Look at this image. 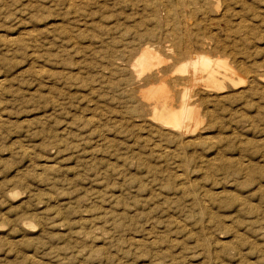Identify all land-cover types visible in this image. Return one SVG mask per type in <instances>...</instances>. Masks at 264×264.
Wrapping results in <instances>:
<instances>
[{"label": "rangeland", "instance_id": "374dc122", "mask_svg": "<svg viewBox=\"0 0 264 264\" xmlns=\"http://www.w3.org/2000/svg\"><path fill=\"white\" fill-rule=\"evenodd\" d=\"M150 1L0 0V264H264V0ZM196 53L236 81L180 138L141 92Z\"/></svg>", "mask_w": 264, "mask_h": 264}, {"label": "bare ground", "instance_id": "6f19581e", "mask_svg": "<svg viewBox=\"0 0 264 264\" xmlns=\"http://www.w3.org/2000/svg\"><path fill=\"white\" fill-rule=\"evenodd\" d=\"M148 1H150V0H148ZM187 12H189V11H187ZM193 24H194V22H193ZM152 33L153 32L148 33L149 37L152 36ZM168 35H170V34H168ZM206 37H204V38H206ZM145 38H147V37H145ZM181 38H182V36H181ZM200 38H201V36H200ZM206 40H207V38H206ZM141 41H142V38H141ZM169 41H170V39H169ZM143 43H144V41H143ZM177 46H181L180 42H177V45L175 46V48ZM154 47H155V45H154ZM165 48H167V47H165ZM180 48H182V47H180ZM184 49H186V47ZM186 51H187V49H186ZM183 55H184V53H183ZM162 56H164V55L162 54ZM227 61L228 60H224L222 58L213 59L206 54L196 53L195 55H189V57L185 61L178 63L176 65V67H174L175 70L172 74L175 73L174 75L178 74L180 76H188V77H190V80L188 82L189 83L188 86L182 90L181 99H180L179 105L177 104V106H176V104H174V102H175L174 101L175 100L174 95H173L174 91H172L168 87V85L166 84L167 83L166 80L164 81L162 79V77H161V79L163 81L162 82L160 81L161 82L160 84L157 83L158 85H152V86L150 85L151 86L150 88H147L146 90L141 92L142 93L141 97L144 99V101L148 105H150L149 108H151V110H152L151 120L149 119L151 121V123L153 125H156V127H159L160 129L164 130L163 132L168 131V132L176 133V135H178L180 138H184V137L188 136L191 132H194L197 129V127L201 124V118L199 116V107H198L199 105L193 104V100L191 97L192 92L194 91V89L196 90L197 87L202 85V83L205 84L204 85L205 89H203V90H205L207 92V91H211V90L213 91V89H217L218 91H221L222 90V84L224 82H232V83L235 82L236 80H235L234 75H236V74L232 70V68L229 67L230 65H228ZM164 62H165V60L158 54L157 51H155L153 49V47L151 45H146L140 50L139 55L135 57L134 61L132 62L133 64L131 66V69H132V71L136 72V77L139 80V78L141 76H144L149 72H152L154 67L159 66V65L163 64ZM217 73L222 74V75L218 76ZM165 74H163V75H165ZM150 75H151V73H150ZM241 81L239 83H241ZM225 87H227V86H225ZM235 87H236V84H235ZM210 88H212V89H210ZM200 106H202V105H200ZM143 126H145V123ZM150 128H152V127H150ZM154 129H155V127H154ZM157 131H158V129H157ZM26 224H27V222H26ZM24 226H25V224H24Z\"/></svg>", "mask_w": 264, "mask_h": 264}]
</instances>
